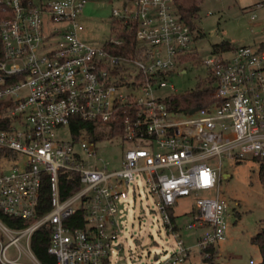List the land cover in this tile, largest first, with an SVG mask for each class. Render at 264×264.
<instances>
[{
	"label": "built area",
	"instance_id": "obj_1",
	"mask_svg": "<svg viewBox=\"0 0 264 264\" xmlns=\"http://www.w3.org/2000/svg\"><path fill=\"white\" fill-rule=\"evenodd\" d=\"M88 1L0 0V262L42 264L31 238L45 226L57 264H111L121 248L119 204L137 175L176 237L178 251L161 264H185L191 254L172 217L191 195L186 228L204 230L196 246L208 258L230 217L223 162L264 157V50H214L203 64L218 100L175 109L174 93L159 92L176 70L186 71L194 29L174 0H133L134 7L127 0L113 9V36L100 46L79 36ZM134 28L132 52L107 49ZM82 122L105 123L112 138L128 143L119 167L110 168L85 128L72 129ZM119 125L123 131L112 134ZM63 127L71 139L57 137ZM62 183L78 187L64 196ZM1 214L26 225L8 226Z\"/></svg>",
	"mask_w": 264,
	"mask_h": 264
},
{
	"label": "rangeland",
	"instance_id": "obj_2",
	"mask_svg": "<svg viewBox=\"0 0 264 264\" xmlns=\"http://www.w3.org/2000/svg\"><path fill=\"white\" fill-rule=\"evenodd\" d=\"M127 0H89L80 16L83 29L79 36L91 45L100 46L113 36V9L122 11ZM134 7L133 0H128ZM194 39L190 45V56L183 67L185 72L176 70L168 77V87L160 94H184L201 84H208L210 75L203 61L214 51V45L223 41L245 44L252 35L250 16L241 9L236 0H205L196 15ZM173 85V87H171ZM59 139L72 138L68 127L56 131ZM85 139H96L101 155L109 160L110 168L120 166L123 150L128 145L121 138H112L109 125L95 122L94 133L84 129ZM260 164L257 158L248 157L242 161L225 160L222 165L221 198L227 202L230 212L224 240L217 244L211 263L199 253L196 238L202 229H187L191 220L190 211L195 206L193 195L182 197L174 206L176 223L191 248L185 264H258L262 261L259 246L253 236L264 227V186L259 176ZM122 232L117 243L118 252L111 256V264H161L178 251L173 230L165 225L160 214L156 197L149 191L142 178L137 175L129 197L119 204L117 214ZM5 242H8L6 240ZM15 253V246L9 254ZM252 260V262H251Z\"/></svg>",
	"mask_w": 264,
	"mask_h": 264
},
{
	"label": "trees",
	"instance_id": "obj_3",
	"mask_svg": "<svg viewBox=\"0 0 264 264\" xmlns=\"http://www.w3.org/2000/svg\"><path fill=\"white\" fill-rule=\"evenodd\" d=\"M204 1L205 0H174L177 10L181 13L182 17L185 19V21L190 25L192 29L196 28V21H195L196 15L200 10L201 4ZM121 36L124 38V42L122 44L120 45L111 44L109 46L107 45V49L114 54L126 55L132 52L135 48V28L121 34ZM213 47L215 51H228V50H235L237 48L230 41H223L221 43L215 44ZM207 80H208L207 85L201 84L196 89L186 92L184 94H173L171 96L173 107L179 110H187L198 105H208L212 102L217 101L218 99L215 97L213 93L215 89L213 79L209 77V79ZM81 128H88L91 132L94 133V125L87 122H82L78 125L72 126V129L74 131H77ZM122 131H123V125H119L115 128V130L113 129L112 134H118L121 133ZM0 153H2L1 149H0ZM257 161L260 164L259 167L260 180L264 186V157H257ZM62 186H63V195L66 196L70 194L71 191L77 189L78 183H67V185H65L67 189L64 188V183H62ZM44 198L46 200L49 199L47 185L45 188ZM1 217L4 220L5 224L11 227L21 228L26 225V223L21 218H17L5 214H1ZM172 217L174 220L176 219L175 215H172ZM79 224L80 223L76 225ZM0 237H2L1 231H0ZM252 241L259 246L262 254V261L258 264H264V227L259 233L253 236ZM49 245H50V230L47 227L43 226L33 233L31 238V247L38 260L42 264H57L55 255L51 254L48 250ZM210 251H211L210 257H212L215 253V248L214 247L210 248ZM210 257L206 258L205 260L210 262L211 261ZM0 264L2 263L0 262Z\"/></svg>",
	"mask_w": 264,
	"mask_h": 264
},
{
	"label": "crops",
	"instance_id": "obj_4",
	"mask_svg": "<svg viewBox=\"0 0 264 264\" xmlns=\"http://www.w3.org/2000/svg\"><path fill=\"white\" fill-rule=\"evenodd\" d=\"M240 4L241 9L250 16L251 22H256L252 24V35L249 41L245 44L236 45L235 41L231 40L230 42L236 47L240 46H254L259 49L264 50V6L257 8L259 3H264V0H236ZM253 13L257 14V18L252 19L251 16ZM217 248V247H216Z\"/></svg>",
	"mask_w": 264,
	"mask_h": 264
}]
</instances>
